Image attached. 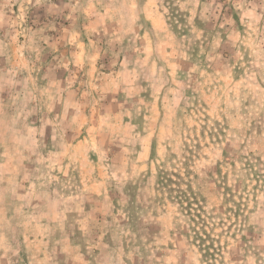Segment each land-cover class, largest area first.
Returning a JSON list of instances; mask_svg holds the SVG:
<instances>
[{"label":"rangeland","instance_id":"rangeland-1","mask_svg":"<svg viewBox=\"0 0 264 264\" xmlns=\"http://www.w3.org/2000/svg\"><path fill=\"white\" fill-rule=\"evenodd\" d=\"M0 264H264V0H0Z\"/></svg>","mask_w":264,"mask_h":264}]
</instances>
